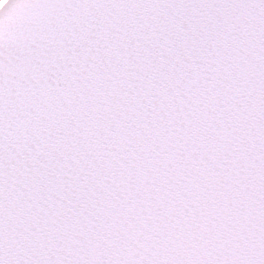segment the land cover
I'll use <instances>...</instances> for the list:
<instances>
[{
	"label": "snow or ice",
	"instance_id": "obj_1",
	"mask_svg": "<svg viewBox=\"0 0 264 264\" xmlns=\"http://www.w3.org/2000/svg\"><path fill=\"white\" fill-rule=\"evenodd\" d=\"M0 264H264V0H0Z\"/></svg>",
	"mask_w": 264,
	"mask_h": 264
}]
</instances>
